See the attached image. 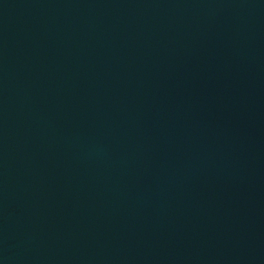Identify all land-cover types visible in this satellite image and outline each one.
I'll use <instances>...</instances> for the list:
<instances>
[{
    "label": "water",
    "instance_id": "1",
    "mask_svg": "<svg viewBox=\"0 0 264 264\" xmlns=\"http://www.w3.org/2000/svg\"><path fill=\"white\" fill-rule=\"evenodd\" d=\"M0 264H264V0H0Z\"/></svg>",
    "mask_w": 264,
    "mask_h": 264
}]
</instances>
